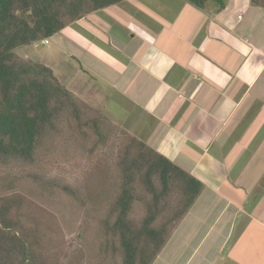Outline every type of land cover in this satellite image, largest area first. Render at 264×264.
<instances>
[{"label":"crops","instance_id":"0c3cea01","mask_svg":"<svg viewBox=\"0 0 264 264\" xmlns=\"http://www.w3.org/2000/svg\"><path fill=\"white\" fill-rule=\"evenodd\" d=\"M34 48L75 97L202 183L152 264H264V7L124 0Z\"/></svg>","mask_w":264,"mask_h":264},{"label":"trees","instance_id":"16d2710c","mask_svg":"<svg viewBox=\"0 0 264 264\" xmlns=\"http://www.w3.org/2000/svg\"><path fill=\"white\" fill-rule=\"evenodd\" d=\"M123 1L0 0V159L32 160L53 117L73 103L82 104L59 83L50 68L40 62L19 59L15 50L49 39L84 16ZM187 1L199 8L209 1L220 10L225 7V0ZM252 2L264 7V0ZM74 116L79 125L89 123L82 120L77 107ZM91 125L99 129L97 122L92 121ZM127 136L129 143L117 164L123 168L122 160L128 158L130 165L121 176L122 185L117 184V196L105 204L112 214L111 218L107 216L106 225L118 239L121 264H152L197 200L203 185L144 142ZM137 201L143 203L144 214L132 218L130 213ZM27 205L24 198L12 204L2 197L1 240L2 226L3 231L13 228L12 213L19 215L20 209H16L23 206L25 209ZM13 235L16 240V234ZM30 254L21 252V260L33 259ZM10 260L12 264L20 262Z\"/></svg>","mask_w":264,"mask_h":264},{"label":"rangeland","instance_id":"374dc122","mask_svg":"<svg viewBox=\"0 0 264 264\" xmlns=\"http://www.w3.org/2000/svg\"><path fill=\"white\" fill-rule=\"evenodd\" d=\"M36 51L33 44L15 53L19 59L33 60ZM80 102L53 117L32 160L0 159V201H28L25 209H16L19 215L12 213L13 228L3 231L2 226V264H12L10 259L19 264L122 263L118 239L106 225L112 214L105 204L117 196V184L122 185L121 176L130 165L128 158L122 160L124 169L117 164L129 143L128 133ZM76 107L89 122L85 126L74 116ZM143 209L141 201L135 202L131 217L141 218ZM27 251L33 259L21 260V252Z\"/></svg>","mask_w":264,"mask_h":264}]
</instances>
